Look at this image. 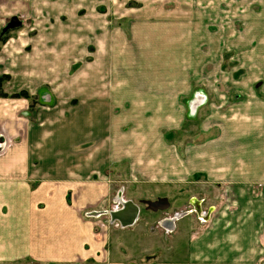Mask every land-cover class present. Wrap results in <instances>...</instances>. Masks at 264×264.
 <instances>
[{"label": "crops", "instance_id": "1", "mask_svg": "<svg viewBox=\"0 0 264 264\" xmlns=\"http://www.w3.org/2000/svg\"><path fill=\"white\" fill-rule=\"evenodd\" d=\"M50 2L0 0V34L3 4ZM139 20L98 35L56 108L42 78L37 119L2 83L0 264H264V0Z\"/></svg>", "mask_w": 264, "mask_h": 264}, {"label": "rangeland", "instance_id": "2", "mask_svg": "<svg viewBox=\"0 0 264 264\" xmlns=\"http://www.w3.org/2000/svg\"><path fill=\"white\" fill-rule=\"evenodd\" d=\"M107 1V4L101 0L97 3L95 0H51L48 5L3 4L0 34L2 83L5 82L7 88L11 89L9 80L11 75L22 83L20 89L25 91L19 89L18 96L20 99L25 98V102L28 100V110L35 111V114L32 113L34 119H37V110H42L40 102L47 103L51 100L47 99V93L42 99L37 95V88L44 86L37 85L42 78L50 79V84L47 83L49 87L45 85L48 89H44L56 94L58 100L54 106L56 108L60 105L59 98L68 94L69 87L72 89L75 87L76 82L73 79L78 67L93 59V46L102 31L108 28L116 31L128 30L131 23L133 25L131 27H138L135 24L141 22L139 17L158 13V7L168 3V0ZM13 15H18L22 24L4 32L3 27ZM148 23L156 24L152 21ZM123 39L124 33L116 32L114 37L116 51L121 52ZM60 78L61 81L64 80V84L61 85L62 91L57 89L58 84H54ZM2 83L0 94L7 92ZM184 124L193 122L186 120ZM3 125L2 128L7 132L6 125ZM49 140L54 141L53 138ZM141 208L145 211V207ZM132 253L137 256L139 251L137 249ZM132 261L139 264L136 259Z\"/></svg>", "mask_w": 264, "mask_h": 264}, {"label": "water", "instance_id": "3", "mask_svg": "<svg viewBox=\"0 0 264 264\" xmlns=\"http://www.w3.org/2000/svg\"><path fill=\"white\" fill-rule=\"evenodd\" d=\"M21 24H22V21H21L19 16H16V15L12 16L10 18V20L8 21V23L5 25V27L3 28V31L6 32L10 28H15L17 26H20ZM146 203L148 204V207L153 209V210L165 209L169 206L166 197H163V198L158 199L156 201L146 200ZM124 205L133 209V215L130 218L126 217V213L123 210L112 212V216L115 219L118 218L124 224H130L133 222V220L135 219V217L137 215L138 207L134 203H132L131 201L125 202Z\"/></svg>", "mask_w": 264, "mask_h": 264}, {"label": "trees", "instance_id": "4", "mask_svg": "<svg viewBox=\"0 0 264 264\" xmlns=\"http://www.w3.org/2000/svg\"><path fill=\"white\" fill-rule=\"evenodd\" d=\"M2 80H3V77L2 78H0V84L2 83ZM26 94V93H25Z\"/></svg>", "mask_w": 264, "mask_h": 264}]
</instances>
